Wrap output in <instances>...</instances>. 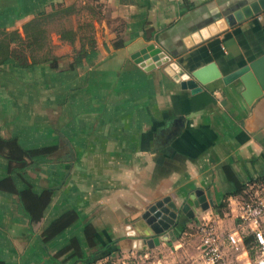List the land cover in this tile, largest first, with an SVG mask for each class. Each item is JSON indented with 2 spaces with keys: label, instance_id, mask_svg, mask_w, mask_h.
<instances>
[{
  "label": "crops",
  "instance_id": "0c3cea01",
  "mask_svg": "<svg viewBox=\"0 0 264 264\" xmlns=\"http://www.w3.org/2000/svg\"><path fill=\"white\" fill-rule=\"evenodd\" d=\"M252 1L0 0V30L16 32L41 13L90 4L80 18L90 26L97 53L93 64L71 69L79 39L71 46L54 34L49 57L59 59L55 67L1 68L0 136L16 138L24 149L57 147L60 157L30 166L25 181L15 179L30 220L0 192L1 263L51 264L47 255L71 239L88 253L85 225L104 231L106 242L131 249L129 235L143 229L148 209L157 203L178 207L198 189L209 192L214 205L228 202L229 211L212 218L219 234L236 229L241 197L230 195L234 186L224 168L244 186L264 181V96L249 107L238 81L224 86L217 80L191 94L179 77L209 63L225 76L264 55V11L262 21L253 17L222 32L216 25ZM116 41L123 46L115 49ZM149 45L169 62L144 71L135 61ZM6 175L0 159V179ZM44 189L52 191L50 202L34 211ZM69 211L78 221L44 248L37 237ZM176 244L174 250L181 246ZM225 253L229 263L250 261L243 251Z\"/></svg>",
  "mask_w": 264,
  "mask_h": 264
},
{
  "label": "trees",
  "instance_id": "16d2710c",
  "mask_svg": "<svg viewBox=\"0 0 264 264\" xmlns=\"http://www.w3.org/2000/svg\"><path fill=\"white\" fill-rule=\"evenodd\" d=\"M69 12V9H61L58 7L57 9H52V12L47 15L44 13L37 15L33 20L22 26L23 37L16 31L7 32L5 30H0V71L2 66L6 65H10L14 68H29L46 62H49L55 67L59 59L49 57L50 48L46 23L57 18L59 19L61 18L60 16L69 15ZM78 29L90 30V26L84 25ZM56 33L60 41L73 46L77 33L67 29H61ZM78 39L80 42V50L74 52L73 62L69 67L71 69L82 67V63L91 65L97 56L95 41L92 36L82 35L78 37ZM85 46L87 49H85ZM122 46L123 44L121 41H116L113 44L115 49H119ZM26 54H31V58L28 59ZM58 150L59 149L54 146L24 149L20 146L16 138H2L0 136V159L7 163V175L0 179V192L11 195L14 198L17 209L28 220H30V216L23 206L21 193L18 190L15 179L18 178L25 181L27 177L26 170L30 166H43L60 161V157L57 156ZM224 174L228 181L234 186V190L230 195L238 196L242 199L245 189L244 184L236 179L228 167L224 168ZM26 186L27 189L23 192V195L27 196L30 194V190L27 184ZM51 195L52 191L48 189L42 190L37 203L33 206V210H45L50 202ZM77 221L78 216L74 211L63 214L40 233L37 237L39 243L46 248V244L50 240ZM188 223H190V221H187L184 217L180 218L179 224L174 230V237L176 240L185 232ZM105 234L106 233L102 230L98 231L90 225H85L83 228V240L88 253H84L81 250L76 239H71L66 245L55 252V254L51 256L47 255V257L51 264H65L67 261L71 260H73L71 264H95L104 256L110 255L114 250H118L116 247L117 241L106 242L107 239ZM251 241L252 239L250 236L243 238V245L246 250H249ZM0 264L3 263L0 262Z\"/></svg>",
  "mask_w": 264,
  "mask_h": 264
},
{
  "label": "water",
  "instance_id": "95a60500",
  "mask_svg": "<svg viewBox=\"0 0 264 264\" xmlns=\"http://www.w3.org/2000/svg\"><path fill=\"white\" fill-rule=\"evenodd\" d=\"M263 11L264 0L252 1L217 22L218 31L222 32L228 27L231 28L256 17ZM192 42L196 44L200 42L197 33L192 36ZM140 55L143 56V59H138L135 63L144 71H151L169 62L165 54L153 45L147 46ZM179 80L181 89L188 90L191 94L199 93L202 90L201 87L217 80H220L224 86L238 81L243 88L240 97L250 107L256 100L264 96V55L225 76L220 74L214 63H209L205 67L192 72L190 76L182 74ZM174 136H176V133L170 135L167 141L170 142ZM193 196V199L191 197L184 199L182 205L178 207L168 204L170 209H162V204L157 203L155 207L148 209L141 216L143 222L139 223L143 228L142 231L135 229L137 235L134 233L129 235L130 238L133 237L131 250H136L140 243L146 249L151 250L163 241H175L174 230L178 226L181 217L190 221L196 216L197 211L206 213L214 207V201L211 199L209 192L204 193L201 189H198L194 191ZM165 202L167 203V200ZM168 230L170 232L166 233ZM158 236H164V238L160 239Z\"/></svg>",
  "mask_w": 264,
  "mask_h": 264
},
{
  "label": "rangeland",
  "instance_id": "374dc122",
  "mask_svg": "<svg viewBox=\"0 0 264 264\" xmlns=\"http://www.w3.org/2000/svg\"><path fill=\"white\" fill-rule=\"evenodd\" d=\"M80 10H77L78 8ZM93 6L90 4L80 6H73L69 12V15L60 16L61 18H57L51 22L46 23V28L48 32V42L50 45V37L52 35L57 36V31L61 29L72 30L75 26V30H73L76 34V40L78 37L82 35H89V29H78L85 25V21L81 20L80 16L82 13L87 11H91ZM66 17V18H64ZM14 28H8L7 32H11ZM17 33L23 37L22 32V24H18ZM38 55V54H37ZM36 55V56H37ZM31 54H26V57L29 59L31 58ZM40 56V55H39ZM246 188V186H245ZM243 199L246 196H243ZM228 202L226 198L220 199L218 202L215 203L214 207L209 209L206 213L197 211L196 216L190 220V223L187 224L186 230L180 237L175 241H163L160 243L159 246L148 250L145 246L139 244L136 250H131L130 248L122 249L119 246H116L118 250H114L110 255L104 256L102 259L98 260L95 264H203V261L200 256L199 252V244L200 239L196 233L197 226L201 223L202 219L214 216L218 218L223 217L229 209L227 206ZM170 232L169 230L166 232ZM152 233H154L152 231ZM150 233V234H152ZM137 235L136 233H134ZM166 235V234H164ZM151 237V235H150ZM160 239L164 238V236H158ZM176 242H180L181 246L178 247L176 250L173 249V246L177 247L178 245ZM114 247V246H113ZM250 258H252V254H249ZM65 259V258H63ZM73 260L67 261L65 264H71ZM245 264L246 259L239 260L237 262H233L230 264Z\"/></svg>",
  "mask_w": 264,
  "mask_h": 264
},
{
  "label": "built area",
  "instance_id": "2783aa9c",
  "mask_svg": "<svg viewBox=\"0 0 264 264\" xmlns=\"http://www.w3.org/2000/svg\"><path fill=\"white\" fill-rule=\"evenodd\" d=\"M258 21L262 18L256 16ZM235 219L238 225L235 230L221 236L211 217L202 219L196 228L199 236V252L203 264H230L225 251H243L252 254L247 264H264V181L248 184L243 191ZM251 236L249 250L243 245V238Z\"/></svg>",
  "mask_w": 264,
  "mask_h": 264
}]
</instances>
